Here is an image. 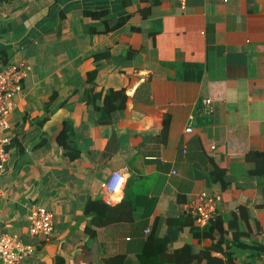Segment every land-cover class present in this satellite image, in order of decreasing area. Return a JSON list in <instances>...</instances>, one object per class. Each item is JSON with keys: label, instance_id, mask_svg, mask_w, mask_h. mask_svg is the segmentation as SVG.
<instances>
[{"label": "crops", "instance_id": "1", "mask_svg": "<svg viewBox=\"0 0 264 264\" xmlns=\"http://www.w3.org/2000/svg\"><path fill=\"white\" fill-rule=\"evenodd\" d=\"M9 62L29 66L0 175V229L34 245L20 264L132 261L152 230L169 235L164 261L183 244L224 259L208 248L222 236L232 264H264V0H0ZM64 122L73 159L56 141ZM200 190L219 194L212 236L185 205ZM123 196L122 220L92 224L87 201ZM35 205L53 213L49 235L27 233Z\"/></svg>", "mask_w": 264, "mask_h": 264}, {"label": "built area", "instance_id": "2", "mask_svg": "<svg viewBox=\"0 0 264 264\" xmlns=\"http://www.w3.org/2000/svg\"><path fill=\"white\" fill-rule=\"evenodd\" d=\"M185 1L179 0L182 7L185 5ZM28 69L29 66L23 62H9L0 67V175L5 171L9 157L6 145L9 144L10 137L5 133L10 126L9 114L14 108V97L21 90L22 79ZM205 102L208 103L209 99H205ZM185 130L192 131V126H187ZM124 170L126 167L113 173L109 181L103 182L102 186L108 189L119 187ZM1 193L0 188V195ZM217 198H219V194L200 190L186 201V208L198 225H206L214 218ZM53 227V213L50 209L43 205L31 207L27 214L28 235H49L53 231ZM33 250V243L26 241L22 235L0 229V264H20Z\"/></svg>", "mask_w": 264, "mask_h": 264}, {"label": "trees", "instance_id": "3", "mask_svg": "<svg viewBox=\"0 0 264 264\" xmlns=\"http://www.w3.org/2000/svg\"><path fill=\"white\" fill-rule=\"evenodd\" d=\"M111 94L109 95L110 99ZM72 123L71 122H64L63 126L61 127L60 131L57 133L56 141L65 148V154L69 158H75L79 154V150L76 147V144L73 139V130H72ZM225 169L215 168L210 172V177L214 180H220L221 182L224 181ZM223 180V181H222ZM129 200L127 196H123L121 201L116 205L112 206L107 204L99 199L97 200H89L85 204V210L87 213L92 215V224L97 226H104L112 222H117L122 220L125 216L118 211L115 212V209L119 207H124L128 205ZM185 220L189 218V215H185ZM177 220V219H176ZM215 220V219H214ZM212 221V220H211ZM209 221L205 225L202 230L203 235H210L209 225L211 224ZM217 221V220H216ZM191 222V219H188V223ZM215 221H213L214 224ZM230 227V224H229ZM89 231V236L92 238L95 236L96 230L93 228H87ZM169 240V235L166 233L165 235H159L154 232V230L150 231L147 235L144 243V248L141 249L139 253L136 254V258L134 260H127V257L123 253H113L104 255L101 257L102 264H232L233 257L231 255V246L233 242H225L222 244V236L214 239L211 245L208 248H218L221 250L223 254H225V258L222 259L219 256L211 255L206 250H199L198 252H191L190 246L187 244H183L180 246L177 251L174 253V259L170 261H164L160 259L159 252L163 249H166L167 241ZM90 245V244H89ZM88 250L92 247L88 246ZM89 252V251H88Z\"/></svg>", "mask_w": 264, "mask_h": 264}]
</instances>
